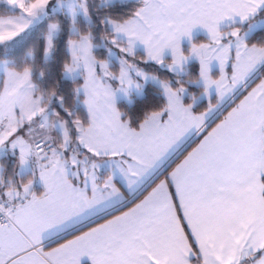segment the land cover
<instances>
[{
	"label": "snow or ice",
	"instance_id": "6c2138e0",
	"mask_svg": "<svg viewBox=\"0 0 264 264\" xmlns=\"http://www.w3.org/2000/svg\"><path fill=\"white\" fill-rule=\"evenodd\" d=\"M85 259L264 264V0H0V264Z\"/></svg>",
	"mask_w": 264,
	"mask_h": 264
},
{
	"label": "crops",
	"instance_id": "0c3cea01",
	"mask_svg": "<svg viewBox=\"0 0 264 264\" xmlns=\"http://www.w3.org/2000/svg\"><path fill=\"white\" fill-rule=\"evenodd\" d=\"M202 35H203V33L200 32V31L198 30L197 33H196L197 38H202ZM185 43H186V42H185ZM83 264H88L87 259H85V260L83 261Z\"/></svg>",
	"mask_w": 264,
	"mask_h": 264
},
{
	"label": "trees",
	"instance_id": "16d2710c",
	"mask_svg": "<svg viewBox=\"0 0 264 264\" xmlns=\"http://www.w3.org/2000/svg\"><path fill=\"white\" fill-rule=\"evenodd\" d=\"M203 38H198V40H202Z\"/></svg>",
	"mask_w": 264,
	"mask_h": 264
}]
</instances>
